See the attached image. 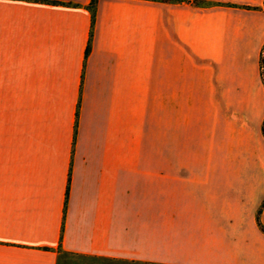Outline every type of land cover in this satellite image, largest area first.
<instances>
[{
    "label": "crops",
    "instance_id": "0c3cea01",
    "mask_svg": "<svg viewBox=\"0 0 264 264\" xmlns=\"http://www.w3.org/2000/svg\"><path fill=\"white\" fill-rule=\"evenodd\" d=\"M49 1L0 0V264H264V0H98L87 57L91 0ZM170 92L222 148L153 200Z\"/></svg>",
    "mask_w": 264,
    "mask_h": 264
},
{
    "label": "rangeland",
    "instance_id": "374dc122",
    "mask_svg": "<svg viewBox=\"0 0 264 264\" xmlns=\"http://www.w3.org/2000/svg\"><path fill=\"white\" fill-rule=\"evenodd\" d=\"M167 96L169 125L167 135L164 134L166 139L164 138L159 144L154 140V155L149 158L153 161L154 167L153 200H186L187 191L191 195L194 193L193 190L186 189L185 184L192 186L197 175H204V173H196L193 166L203 165L211 148L218 150L222 148V144L215 136L213 140L210 138L209 120L212 110L208 92H170L164 94L165 101ZM60 264L118 263L104 259L65 255Z\"/></svg>",
    "mask_w": 264,
    "mask_h": 264
},
{
    "label": "trees",
    "instance_id": "16d2710c",
    "mask_svg": "<svg viewBox=\"0 0 264 264\" xmlns=\"http://www.w3.org/2000/svg\"><path fill=\"white\" fill-rule=\"evenodd\" d=\"M31 1H41L43 3H47V4H51V5H64V6L74 7V8L80 7L79 4L64 3V2H59V1H49V0H31ZM97 1L98 0H91L89 5H88V9H89V11L92 14V20H91L90 40H89V43H88V46H87V49H86V52H85L86 57L89 55V53L91 51V42H92V37H93V26H94V23H95ZM148 1H157V2H165V3H167V2H172V1H176V0H148ZM194 3L196 5H199V6H210V5H212V3L204 1V0H195ZM260 68H261V77H262V80H263V83H264V52H263V54L261 56ZM262 130H263V134H264V124H263V129ZM263 209H264V203H263L261 209L258 212L257 221H258L259 227L264 232V226L262 225L261 220H260V215H261V212H262Z\"/></svg>",
    "mask_w": 264,
    "mask_h": 264
}]
</instances>
